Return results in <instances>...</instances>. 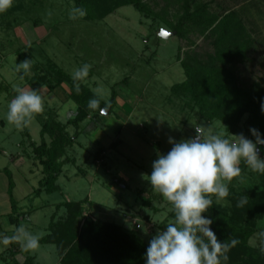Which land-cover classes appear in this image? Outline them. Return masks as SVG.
I'll use <instances>...</instances> for the list:
<instances>
[{
  "label": "rangeland",
  "instance_id": "obj_1",
  "mask_svg": "<svg viewBox=\"0 0 264 264\" xmlns=\"http://www.w3.org/2000/svg\"><path fill=\"white\" fill-rule=\"evenodd\" d=\"M94 2L98 8L101 6L98 14L103 7L111 6V0ZM143 2L148 14L124 5L98 19H92L88 12L83 18H70L74 8H81L76 0H14L8 11L0 13V238L12 236L20 226L40 237V247L30 251L0 243V264H17V260L23 264L27 258L32 264H63L69 249H60L47 240L51 228L69 218L66 208L58 207L65 200L88 197L79 218V231L86 220H103L116 222L150 241L174 218L172 205L146 179L158 154L171 150L169 137L177 142L192 138L196 135L193 123H201L211 126L206 131L220 130L229 138L244 134L255 139L249 113L236 127H228L222 120L206 122L189 98L172 92L174 84L187 78L182 65L187 56L206 61L208 55H214L215 25L200 30L185 21V33L180 36L174 30L183 15L178 0ZM195 2L193 10L207 4L208 13L217 16L247 7L249 13L242 15L255 44L235 74L240 85L264 86V0ZM162 29L176 34L163 38ZM26 59H31L32 66L21 79L23 73L15 69ZM84 64L90 65L88 77L74 81L72 73ZM75 83L89 87L107 106L103 114L90 115L81 124L76 143L60 157V191L38 195L45 175L34 147L41 144L42 123L50 115L70 135L75 134L76 129L69 124L77 109L71 97ZM16 87L37 89L45 103L43 113L34 115L22 129L7 120L8 104L17 95ZM113 90L118 94L114 107L109 106ZM259 151L264 158L261 148ZM241 167V177L234 178L235 188L254 205L251 194L263 190L264 182L259 173L243 163ZM10 179L15 183L13 195L9 193ZM12 197L20 213L30 212L19 226L11 223V217L17 215ZM213 199L216 203L215 196ZM217 204L233 207L226 199ZM254 220L248 245L251 255L263 261V203Z\"/></svg>",
  "mask_w": 264,
  "mask_h": 264
},
{
  "label": "trees",
  "instance_id": "obj_2",
  "mask_svg": "<svg viewBox=\"0 0 264 264\" xmlns=\"http://www.w3.org/2000/svg\"><path fill=\"white\" fill-rule=\"evenodd\" d=\"M76 1L77 6L86 10L92 19L111 14L124 5H131L142 13H149L143 0H111V6L103 7L105 9H101L99 14L97 11L101 6L98 8L94 0ZM178 1L181 3L183 15L174 26V30L178 35H184L185 21L199 26L200 30L215 25L212 29L215 37L213 42L215 52L214 55H208L206 61L197 56H187V60L182 63L187 78L184 82L173 85V94L184 99L189 98L188 102H191L193 107L199 108L201 117L206 122L222 120L228 127H236L244 115L249 113V124L264 135V111L261 109V105L264 104V86L258 84L249 88L240 85L235 74L237 66L247 59L248 50L255 44L253 33L245 24V15H242L243 12L249 13V10L245 6L241 12L231 10L223 16H217L208 13L207 4H200L193 10L192 4L196 3L195 0ZM75 84L71 89V97L76 102L77 109L75 116L69 119V124L76 129L75 134L70 135L67 128L52 115L42 123L41 144L34 147L35 155L44 166L45 175L40 181V189L36 191L38 195L43 191L49 194L60 191L58 184L62 173L60 157L65 155L68 147L76 143L81 134V124L90 115L99 114L101 109L107 106L89 87L80 85V92L77 93ZM117 95V91L113 90L109 106L116 105ZM94 98L100 100V105L92 110L88 108V102ZM261 150L264 153V148ZM260 177L264 182V175L260 174ZM228 186L229 196L224 200H229L233 207L217 204L213 199V206L204 215L213 219L211 227L218 239L227 242H231L232 239L237 241L228 254L227 264H264V260L261 261L258 256L251 255L248 245V240L254 231L252 221L255 222V216L260 213L261 204H264V189L260 192H252L254 205L249 203L251 200L248 199L244 207H237L240 197L247 195L237 192L234 179ZM14 187L15 183L10 179L11 195ZM11 199L13 212L17 214L16 217H11V223L19 226L22 217L30 212L20 213L14 197ZM86 200L88 201V197L78 201L65 200L58 204L59 208H66L69 218L55 224L56 226L50 230L48 240L43 239L57 244L60 249H69L63 256V264H146L145 253L150 241L138 232H130L116 222L92 219L86 220L82 230L79 231V218L85 209L83 204ZM11 244L12 248L20 245L16 242ZM17 264L22 263L17 260ZM23 264H32V262L27 258Z\"/></svg>",
  "mask_w": 264,
  "mask_h": 264
},
{
  "label": "clouds",
  "instance_id": "obj_3",
  "mask_svg": "<svg viewBox=\"0 0 264 264\" xmlns=\"http://www.w3.org/2000/svg\"><path fill=\"white\" fill-rule=\"evenodd\" d=\"M14 0H0V13L8 11ZM86 10L74 8L70 18H83ZM31 59L16 65L15 71L27 75L31 69ZM90 65L84 64L72 73L74 81L88 77ZM80 92V84H75ZM17 95L8 104L7 120L18 129L28 126L32 117L44 111V98L37 89L16 87ZM99 99H90L88 108L99 107ZM264 111V104L261 105ZM105 109H101L103 114ZM160 121H164L160 119ZM196 135L179 142L169 137L172 144L167 154H158L153 161L152 172L146 176L152 188L165 198L174 209V218L166 223V229L155 234L150 240L145 256L146 264H227L229 252L237 244L218 239L211 225L213 219L205 216L216 203L229 196V184L234 178L241 177L243 163L254 173L264 175V158L260 148H264V135L256 128H251L255 139L244 134L229 138L223 131H206L211 126L193 123ZM225 181L227 183H225ZM248 203L247 196H242L237 207ZM264 236V233H261ZM19 243L25 251L40 247L39 235L32 234L23 226L18 227L12 236L0 238V243L7 246ZM264 251V249H262Z\"/></svg>",
  "mask_w": 264,
  "mask_h": 264
},
{
  "label": "water",
  "instance_id": "obj_4",
  "mask_svg": "<svg viewBox=\"0 0 264 264\" xmlns=\"http://www.w3.org/2000/svg\"><path fill=\"white\" fill-rule=\"evenodd\" d=\"M175 34L176 32H170L169 30H166V29H162L160 32V36L163 38H170L171 36ZM107 113H109V111Z\"/></svg>",
  "mask_w": 264,
  "mask_h": 264
}]
</instances>
